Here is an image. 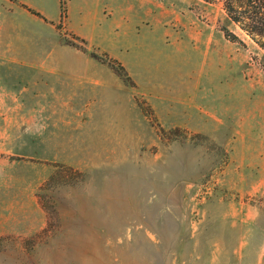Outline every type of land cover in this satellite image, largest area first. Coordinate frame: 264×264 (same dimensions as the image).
<instances>
[{
	"label": "rangeland",
	"instance_id": "374dc122",
	"mask_svg": "<svg viewBox=\"0 0 264 264\" xmlns=\"http://www.w3.org/2000/svg\"><path fill=\"white\" fill-rule=\"evenodd\" d=\"M39 1L0 0V264H264V52L217 2ZM44 23L117 104L36 112Z\"/></svg>",
	"mask_w": 264,
	"mask_h": 264
},
{
	"label": "crops",
	"instance_id": "0c3cea01",
	"mask_svg": "<svg viewBox=\"0 0 264 264\" xmlns=\"http://www.w3.org/2000/svg\"><path fill=\"white\" fill-rule=\"evenodd\" d=\"M9 1L11 2V0ZM13 1L20 4L21 7L25 6L27 9L37 11L41 15H44L52 23L59 22V19L55 18V14L50 13V8L46 6V4H38L40 2L39 0H37L38 3L36 0ZM6 14L7 17L12 15L11 11L6 12ZM25 14L26 13H24V15ZM80 15L83 16L84 14ZM69 19L70 18L68 17L69 31L90 42L86 36L80 34L74 29V26L71 24ZM32 20L38 22L37 24L40 26L44 22L42 20H38L37 18H33ZM84 22L86 23V16L83 17V20L79 25L80 28L85 25ZM45 26L46 27H43L46 28L45 30L50 32L53 31V38L52 40L47 41V39L44 40V37H39L36 50H40L42 56L39 57L38 54H36V57H31L29 50L26 49L27 56L20 58L18 63L24 67L32 68L36 76L40 78V80H36L34 82L33 88L35 91L39 92L40 96L45 98V100L42 101V105L39 106L40 109H36V112L38 114L55 115L105 113L107 112L106 109L104 111L97 112L96 110H92L90 105L92 98L95 99L96 97H101L102 93L105 100L107 101L108 99V102H110V105L108 104V106L113 107V104H117L116 96H111L112 92H106L105 87V92L95 90L97 87L101 88L103 86V82L100 79L101 76L98 75V73H102L103 65L106 66L107 71L110 72L108 66L97 59L83 54L78 49L63 43L62 40H60L59 32L54 26L49 24H45ZM90 46L92 45L90 44ZM3 60H5V62L0 63L2 65H4L7 61L11 62L8 57L3 58ZM74 65H84L86 68H83V70L78 69L77 67L75 69H71ZM86 69L88 71H86ZM113 99L116 101L113 102ZM108 106L106 108H108Z\"/></svg>",
	"mask_w": 264,
	"mask_h": 264
},
{
	"label": "trees",
	"instance_id": "16d2710c",
	"mask_svg": "<svg viewBox=\"0 0 264 264\" xmlns=\"http://www.w3.org/2000/svg\"><path fill=\"white\" fill-rule=\"evenodd\" d=\"M219 3L229 21L245 33L264 52V0H201ZM231 40L239 38L223 29ZM72 46H75L72 44ZM76 47V46H75Z\"/></svg>",
	"mask_w": 264,
	"mask_h": 264
}]
</instances>
